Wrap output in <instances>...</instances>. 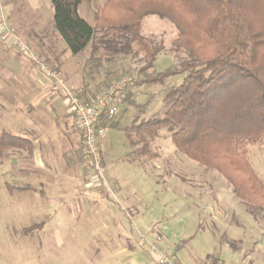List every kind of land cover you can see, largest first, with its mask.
Wrapping results in <instances>:
<instances>
[{
  "label": "rangeland",
  "instance_id": "obj_1",
  "mask_svg": "<svg viewBox=\"0 0 264 264\" xmlns=\"http://www.w3.org/2000/svg\"><path fill=\"white\" fill-rule=\"evenodd\" d=\"M9 1L0 0L4 18L9 13ZM103 2L85 0L79 6L80 15L91 26ZM15 3L16 17L14 14L4 20L14 29V42L19 39L23 45L15 42L9 47L19 53L34 76L47 74L34 66L32 55L46 65L43 56L50 46L65 62L63 69L73 80V87L66 88L73 93L83 91L89 100L109 78H132V103L124 102L112 118L119 126L163 114L165 90L161 85L134 86L141 76L135 73L143 65L141 53L117 55L107 62L108 50L98 49L92 56L89 45L72 54L54 27L50 0ZM141 34L163 47L149 72L160 73L182 56L170 50L177 31L168 21L146 16ZM36 35H40L39 40L44 38V50L36 47ZM8 37L0 32V46ZM7 61H11L10 70L15 69L14 58ZM181 79L174 76L169 82L179 83ZM55 88L58 93L64 90L59 84ZM10 108L13 110L7 105L3 114ZM15 114L13 120L21 119ZM106 130L103 174L98 180L81 161L89 174L86 183L77 182L64 190L50 185L42 196L37 181L38 190L17 201V195H11L5 186L6 182L16 184L7 172L13 164L5 161L0 165V264H155L147 241L159 244L163 252L174 257L175 264H210L208 254L217 258L214 264H264V207L252 212L233 195L227 180L216 170L177 151L165 129L149 140L147 154L137 151L142 143L134 134L127 136L111 126ZM243 153L264 184V136L248 143ZM141 234L146 243L140 241Z\"/></svg>",
  "mask_w": 264,
  "mask_h": 264
},
{
  "label": "trees",
  "instance_id": "obj_2",
  "mask_svg": "<svg viewBox=\"0 0 264 264\" xmlns=\"http://www.w3.org/2000/svg\"><path fill=\"white\" fill-rule=\"evenodd\" d=\"M50 1L54 27L72 54L91 45L92 56L108 50L105 61L110 62L139 52L143 65L135 73L142 77L134 86L159 84L165 90L161 116L126 126L102 117L101 125L134 134L143 154L149 153V140L165 129L177 151L216 170L252 212L264 207V184L243 153L248 143L264 136V0H104L93 26L79 13L85 0ZM151 15L175 27L170 50L182 54L156 74L148 70L162 44L141 34L143 19ZM174 76H182L181 81L169 82ZM121 77L104 81L101 91ZM131 84L122 99L127 105ZM77 94L89 100L82 91ZM15 148L30 150V141L1 131L0 152ZM206 258H212L210 264L217 261L209 254Z\"/></svg>",
  "mask_w": 264,
  "mask_h": 264
},
{
  "label": "crops",
  "instance_id": "obj_3",
  "mask_svg": "<svg viewBox=\"0 0 264 264\" xmlns=\"http://www.w3.org/2000/svg\"><path fill=\"white\" fill-rule=\"evenodd\" d=\"M9 3L10 9L6 19L14 14L16 17L15 0H10ZM11 3L14 5L13 9ZM0 32L3 33L4 30L0 29ZM5 36L9 37L3 39L2 46H0V57L2 58L0 61V132H10L30 141V150L15 148L0 152V165L5 161L13 164L7 172L16 184L6 182L8 192L11 195H17V201H20L22 196L28 197L30 192L38 190L37 181L40 183L39 192L42 196L47 194L50 185L64 190L69 186L75 187L77 182L80 185L82 182L86 183L89 175L85 173L81 163V136L63 91L59 93L55 91L56 85L50 77L34 76L31 68L19 53L11 51L9 45L15 43L13 36ZM39 36L35 37L36 47L38 50H44L46 47L43 44L44 38L39 40ZM10 57L14 58L15 66L13 67L15 69L13 70L9 68L11 61H7ZM43 57L46 59V65L54 69L61 77L63 85L73 87V80L63 69L65 62L50 46L46 47ZM32 63L38 68L34 62ZM123 103L121 101L116 109ZM7 105L13 107V110L10 108L3 114ZM14 112L21 119L13 120ZM108 126L109 124L104 125L105 132ZM104 140L105 135L99 141L102 161ZM82 191L86 193V189ZM82 204L90 206L91 203L82 202ZM147 249L149 250V247ZM151 254L155 260L156 256L150 252ZM170 256L173 260L174 257Z\"/></svg>",
  "mask_w": 264,
  "mask_h": 264
},
{
  "label": "built area",
  "instance_id": "obj_4",
  "mask_svg": "<svg viewBox=\"0 0 264 264\" xmlns=\"http://www.w3.org/2000/svg\"><path fill=\"white\" fill-rule=\"evenodd\" d=\"M4 19L3 14L0 13V29L4 30L5 35L12 36L14 29L7 26ZM15 42L20 47L23 45L19 39ZM32 59L40 70L46 72L47 76L53 79L55 85L59 84L64 88L63 94L73 112L77 129L81 136V159L84 163V168L89 173L95 172L97 177H93V179L98 180L103 174L99 141L105 132V127L100 124V119L102 117L106 120L113 118L117 105L125 97L126 87L132 83V78L123 76L98 93L93 99L84 100L77 93L67 89L57 73L45 65L37 56L32 55ZM140 241L146 243L143 234L140 235ZM156 241H160V237H157ZM147 245L150 252L156 256V264H175L170 254L163 252L155 241H147Z\"/></svg>",
  "mask_w": 264,
  "mask_h": 264
}]
</instances>
